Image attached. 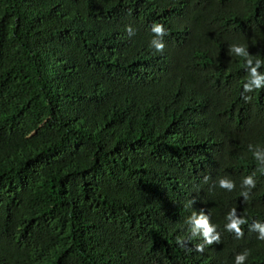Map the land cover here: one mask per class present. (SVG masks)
<instances>
[{"label": "trees", "instance_id": "16d2710c", "mask_svg": "<svg viewBox=\"0 0 264 264\" xmlns=\"http://www.w3.org/2000/svg\"><path fill=\"white\" fill-rule=\"evenodd\" d=\"M160 1L0 0V264H234L244 250L264 263L252 223L240 239L225 229L233 208L264 219L253 208L258 161L224 153L244 128L234 121L244 58L214 79L185 72L189 56L219 58L231 44L264 52V24L252 26L253 48L226 32L240 12L264 22V0H195L183 32L165 28ZM154 23L167 33L163 52L150 44ZM205 117L206 132L196 126ZM200 133L224 153L206 175ZM241 169L256 181L247 200ZM221 177L235 188L219 187ZM203 209L220 243L198 252L187 220Z\"/></svg>", "mask_w": 264, "mask_h": 264}, {"label": "clouds", "instance_id": "9594fccd", "mask_svg": "<svg viewBox=\"0 0 264 264\" xmlns=\"http://www.w3.org/2000/svg\"><path fill=\"white\" fill-rule=\"evenodd\" d=\"M160 3L165 6L164 26L168 31H170L169 25H175L183 32L185 28H191L192 24L195 23L200 7L197 1L161 0ZM185 5H190L191 8H189L190 6L184 7ZM239 11H243V9H239ZM229 22V28L226 30L227 34H237L239 38L249 42L251 48H253L252 44L256 43L261 31L255 35L257 30L252 26L264 24V22L244 12H240L237 18L229 17ZM241 24L247 25L248 29L245 31L238 29ZM164 26L161 23H154L150 29L154 34L150 44L157 52H163L165 47L163 37L167 33ZM126 31L129 36L134 35V29L131 26H126ZM221 35L226 34L222 33ZM234 54L244 58V66L248 73V78L243 84L242 92L245 105L235 111L234 118V121L239 125H244V128L243 131H239L240 140H236L237 138H235L234 143L224 153L228 154L229 157H236L240 162L253 161L254 163L258 161L257 172H261L264 176V52L253 50V53L250 54L243 45L239 43L231 44L228 48L221 50L219 58H217L218 55L215 52L212 58L198 55L189 56L185 63V72L189 75H200L208 79H214L219 71L229 68L233 63L241 64ZM185 88L188 93H191L189 97H192V99L198 96L195 92L200 91L192 86H185ZM192 105L193 103H185L186 108H191L193 107ZM196 126L197 129L201 128L206 132L210 129L211 124L208 123V118L205 117ZM200 134L203 136L204 142L197 147V157L204 175H206L208 168L206 161L209 159L217 160L224 153L220 148L221 139L204 133ZM235 135L236 133L234 134L233 132L234 137H236ZM239 172L242 177L246 174L242 169ZM218 186L227 191H232L235 188V183L227 177H221L218 179ZM255 186L256 181L252 175L243 177L241 196L244 200L249 198V192ZM258 197L259 200L253 208L263 211L264 189L263 192H258ZM205 213L204 209L199 213L194 211L187 220L192 235L202 237L200 244L195 246V250L198 252H203V250L207 249L205 245H211L214 242L220 243V234L217 232L216 226L210 223L209 217ZM226 220L225 229L229 232H234L237 239L242 238L244 235L242 225L252 223L250 226L251 231L249 232H252L257 239L264 241V222H262L264 219H261V221L253 220L251 222L246 217L238 215L236 209L233 208L227 213ZM178 243L183 244V241H178ZM248 255L249 250L235 254L234 264H244ZM246 264L264 263L261 257L254 256L247 260Z\"/></svg>", "mask_w": 264, "mask_h": 264}]
</instances>
